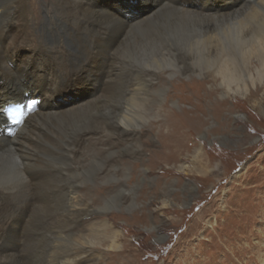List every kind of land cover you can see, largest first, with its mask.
<instances>
[{
	"label": "bare ground",
	"instance_id": "obj_1",
	"mask_svg": "<svg viewBox=\"0 0 264 264\" xmlns=\"http://www.w3.org/2000/svg\"><path fill=\"white\" fill-rule=\"evenodd\" d=\"M155 1L134 15L109 0H41L36 16L30 0H0V161L11 158L18 176L0 186V264H95L107 235L79 243L76 230L121 192L123 150L145 154V105L164 75L205 66L238 84L224 96L263 78L264 0ZM158 88L160 104L172 97ZM25 91L41 103L10 124L1 110Z\"/></svg>",
	"mask_w": 264,
	"mask_h": 264
},
{
	"label": "rangeland",
	"instance_id": "obj_2",
	"mask_svg": "<svg viewBox=\"0 0 264 264\" xmlns=\"http://www.w3.org/2000/svg\"><path fill=\"white\" fill-rule=\"evenodd\" d=\"M40 1L30 0L36 16ZM109 1L134 15L145 8L144 0ZM201 71L158 81L144 110L145 154L137 159L124 149L121 192L110 196L108 209L82 217L76 241L102 232L108 238L95 243V264H264V76L256 73L255 84L247 80L248 91L224 96L238 84L228 89L205 66ZM178 80L187 84L177 87ZM157 86L172 94L162 104ZM0 164V186L15 187L12 159ZM116 182L110 178L108 184ZM116 231L122 236L114 238Z\"/></svg>",
	"mask_w": 264,
	"mask_h": 264
},
{
	"label": "snow or ice",
	"instance_id": "obj_3",
	"mask_svg": "<svg viewBox=\"0 0 264 264\" xmlns=\"http://www.w3.org/2000/svg\"><path fill=\"white\" fill-rule=\"evenodd\" d=\"M41 101L36 98H26L23 103H20L18 106H14V112H18L21 118H23L27 113H25L24 109L27 108L29 110L33 109L35 106L40 104ZM13 123H20L21 120H13Z\"/></svg>",
	"mask_w": 264,
	"mask_h": 264
}]
</instances>
